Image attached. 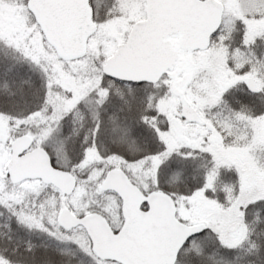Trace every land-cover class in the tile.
Wrapping results in <instances>:
<instances>
[{"label":"snow or ice","instance_id":"1","mask_svg":"<svg viewBox=\"0 0 264 264\" xmlns=\"http://www.w3.org/2000/svg\"><path fill=\"white\" fill-rule=\"evenodd\" d=\"M0 264H264V0H0Z\"/></svg>","mask_w":264,"mask_h":264}]
</instances>
